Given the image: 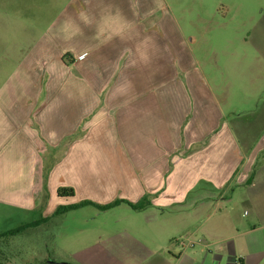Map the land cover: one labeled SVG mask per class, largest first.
<instances>
[{
    "label": "rangeland",
    "instance_id": "1",
    "mask_svg": "<svg viewBox=\"0 0 264 264\" xmlns=\"http://www.w3.org/2000/svg\"><path fill=\"white\" fill-rule=\"evenodd\" d=\"M125 1L131 3H110L112 8L117 6L113 17L118 20ZM78 3L0 0V46H31L30 36L22 41L20 31L36 32L34 37L44 42L46 37L55 38L59 46L74 39L71 29L91 26L106 30L108 36L120 33L110 26V12L101 10L97 20L85 13L70 16L69 6ZM131 9L138 17L140 41L154 39L157 72L163 61L171 65L170 80L162 83L156 76L155 90L160 111L171 114L172 128L206 126L211 130L209 142L212 133L226 135L232 127L257 124L264 110V0H132ZM99 108L68 132L61 127L49 130L39 124L36 114L28 116L25 126L0 131L6 140L0 142V160L7 161L0 163V259L8 264H229L230 258L239 264L231 256L237 231L259 222L248 207L227 203L230 192L196 205L197 190L185 205L138 211L130 203L141 200L123 196V188L115 186L121 182L116 172L103 174L97 163L71 164L70 157L81 156L84 150L109 169L116 170L115 154L123 162L119 169L128 165L133 148L125 155L107 141L111 133L99 123ZM108 110L115 116L113 108ZM95 120L96 129L87 131ZM86 131L91 132L90 138L72 150L73 142ZM22 142L32 156L21 157L23 150L17 144ZM238 142L230 143V154L241 159L234 170L239 175L249 151ZM139 155L145 157L143 148ZM192 155L181 151L172 169L175 165L188 168ZM132 157L136 159L135 154ZM258 161L259 157L252 172L261 165ZM74 182L86 197L96 200L69 196L70 189L75 192ZM16 229L18 233L2 236Z\"/></svg>",
    "mask_w": 264,
    "mask_h": 264
},
{
    "label": "crops",
    "instance_id": "2",
    "mask_svg": "<svg viewBox=\"0 0 264 264\" xmlns=\"http://www.w3.org/2000/svg\"><path fill=\"white\" fill-rule=\"evenodd\" d=\"M112 2L115 0L106 3L105 0H79L77 5H70L67 12L73 18L85 13L95 20L99 19L101 10L110 12L111 28L120 31L115 35L108 36L106 30L86 26L71 29L74 39H70L67 46H59L55 38L46 37L44 42L43 38L34 37L36 32L20 31L22 41L30 36L31 46H0V131L25 126L28 116L36 114L39 124L49 130L61 127L68 132L73 126H80L92 109L101 107L102 122L99 123L111 133L107 141L113 142L125 155L133 148L136 159L130 154L129 166L119 169L123 162H118V154H115L116 170H112L101 159H94L83 150L81 156L70 157L71 164L97 163L103 174L116 172L121 182H116L115 186L123 188L127 200L148 198L151 206L144 210L146 212L161 206L185 205L197 190L200 197L194 201L196 205L206 199L214 200L218 193L230 192L227 203L248 207L259 222L252 223L242 233L237 231L231 256H235L239 264H261L264 259V110L257 124L232 127L226 135L220 132L214 137L212 133L209 142L211 130L206 126L191 124L172 128L171 114L166 109L160 111L155 90L156 76L162 83L170 80L171 65L163 61L157 72L153 62L154 39L150 43L146 39L145 44L144 38L140 41L132 0L130 4L125 1L121 7L119 20L113 17L117 6L112 8ZM69 55L70 61H67ZM104 104H108L107 107ZM108 108L115 110V116H111ZM97 122L90 123L86 130L96 129ZM87 131L73 142L72 150L90 138L91 132L87 134ZM3 135L0 134V142L5 144ZM236 141L249 151H246L248 157L243 158L246 164L239 175L234 170L242 163L241 159L235 153L230 154V143L235 145ZM60 145L54 144L59 148ZM17 146L23 150L22 158L33 155L25 143ZM140 148L145 150L146 158L139 155ZM181 151L193 153L188 159L191 165L186 169L175 165L172 169V164L180 161ZM257 157L261 165L252 172ZM1 162L7 161L3 158ZM52 169L56 172V168ZM251 176L253 180L249 182ZM125 179L127 183L123 182ZM72 184L75 195L96 200L86 197L78 183ZM228 263L233 264L230 258Z\"/></svg>",
    "mask_w": 264,
    "mask_h": 264
},
{
    "label": "trees",
    "instance_id": "3",
    "mask_svg": "<svg viewBox=\"0 0 264 264\" xmlns=\"http://www.w3.org/2000/svg\"><path fill=\"white\" fill-rule=\"evenodd\" d=\"M253 180V176H251V178L249 179V182H252ZM68 191V190H67ZM60 194V193H59ZM69 196H74L75 195V192L73 189H70L69 190V193H68ZM89 204H94L92 202H87ZM130 205L135 209V210H138V211H144L146 210L147 208H149L151 206V203L150 201L148 200L147 197H144L139 203H130ZM43 221V220H42ZM33 226V224H30L29 226ZM28 225H26L24 228H28L29 227ZM21 229V228H20ZM20 229H16L15 231H10L6 234H3L2 236H6V235H13V234H16L19 232ZM0 264H8L6 263L5 261L1 260L0 259Z\"/></svg>",
    "mask_w": 264,
    "mask_h": 264
},
{
    "label": "water",
    "instance_id": "4",
    "mask_svg": "<svg viewBox=\"0 0 264 264\" xmlns=\"http://www.w3.org/2000/svg\"><path fill=\"white\" fill-rule=\"evenodd\" d=\"M51 263V262H50ZM64 264H67V263H64Z\"/></svg>",
    "mask_w": 264,
    "mask_h": 264
}]
</instances>
